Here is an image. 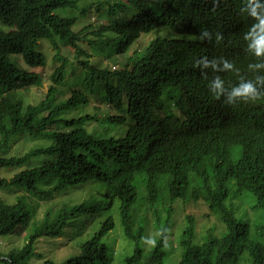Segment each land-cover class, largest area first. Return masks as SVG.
Segmentation results:
<instances>
[{
  "label": "trees",
  "instance_id": "trees-1",
  "mask_svg": "<svg viewBox=\"0 0 264 264\" xmlns=\"http://www.w3.org/2000/svg\"><path fill=\"white\" fill-rule=\"evenodd\" d=\"M79 4L0 0V23L9 27L0 26V168L20 169L11 178L0 176V186L29 193L12 203L0 198V235L28 231L35 212L30 196L52 199L70 188L97 187L80 202L47 210L21 248L0 252V264H32L42 255L36 251L40 238L96 221L79 253L43 264H164L174 204L189 197L205 201L226 231L209 227L198 241L195 216L187 214L177 264H264V223L243 220L227 204L233 192L237 199L248 192L264 212V54L257 56L254 47L264 35V0L108 1L105 20L75 30L78 17L57 11H77ZM104 4L96 5L98 12ZM164 30L204 39H177ZM42 39L62 63L44 97L27 102L20 92L44 82L38 71L48 62L38 49ZM62 45L71 47L75 61L61 55ZM89 48L101 58L93 60ZM217 79L222 90L214 87ZM245 83L261 96L229 102L232 89ZM63 91L69 96L59 98ZM94 97L100 103L88 112ZM23 132L50 144L5 156ZM41 156L51 158L28 167ZM116 204L134 243L121 263L113 261L107 238L115 220L105 217ZM143 212L156 215L151 247Z\"/></svg>",
  "mask_w": 264,
  "mask_h": 264
},
{
  "label": "rangeland",
  "instance_id": "rangeland-1",
  "mask_svg": "<svg viewBox=\"0 0 264 264\" xmlns=\"http://www.w3.org/2000/svg\"><path fill=\"white\" fill-rule=\"evenodd\" d=\"M104 2L105 4L102 6V9L98 12L96 9V5L100 2ZM111 3L116 0H80V10L72 11V10H63L58 9L57 13L61 16L66 15H76L78 17V22L75 24L74 29L78 30L82 28L84 25H88L94 22H99L104 19L105 13H108L109 5L107 2ZM91 5V6H89ZM107 16V14H106ZM130 19V18H129ZM105 20V19H104ZM0 26L8 30L9 27L0 23ZM166 32V36H170L177 39H193L202 41L203 36H194L188 35L185 33L178 32ZM157 33H152L150 35H144L142 37L143 42L145 43L150 38H154ZM162 34V32H161ZM39 50L44 51L47 54V65L43 68H38V71L41 72L44 82L42 87H33L28 90H23L20 92L22 96L25 97L27 102L37 103L40 99H42L45 93L49 90L50 86L53 84L52 74L55 69L62 63L61 60H53L55 53L57 50L51 46V43L48 40L42 39L40 40V44L38 47ZM133 49H135L133 47ZM133 49L129 51L130 54L133 53ZM71 47L62 45L61 47V55L67 54L69 55L70 62L75 61V56L71 54ZM89 52L93 53V60H99L101 55L96 53L93 49H88ZM84 57V56H83ZM85 58V57H84ZM11 59L13 61L18 60V57L12 56ZM19 61V60H18ZM72 63L69 64L68 69L70 68ZM68 78H77L76 75H68ZM101 88H99L98 92H101ZM64 89H68L64 87ZM62 91V89H61ZM69 91L61 92L59 94V98L67 97ZM100 100L98 97L92 98V103L86 107V111L94 112L93 105H98ZM103 105V104H102ZM101 105V106H102ZM106 105H104L105 107ZM94 127L93 125H89L88 129ZM50 141L46 138H35L30 136L29 134L23 132L19 135L13 137L11 144L8 150L5 151V156H18L22 155L25 152L29 151V149L36 146H48ZM50 156H41L34 158L29 166L40 165L50 160ZM20 169L14 168H0V176L11 178ZM140 181V178H139ZM231 186L233 189H236L235 180H230ZM139 184V183H138ZM47 187V186H45ZM97 192V187H90L83 189L70 188L60 194H56L52 199H39L29 197V201H32V205L35 207L33 222L28 229L27 232L15 235L1 236L0 235V252L9 253L13 249L21 248L27 241V238L30 233L34 231L35 224L34 221L40 220L47 210L50 208H58L62 204L80 202L83 199L89 197L92 193ZM238 192V191H237ZM237 192H233V195H236ZM29 196V193L25 191L24 188H12L8 186H0V198L6 200L9 203H12L17 200L19 196ZM9 200V201H8ZM229 204H232L236 209V214L240 218L245 221H250L251 223L262 222L264 223V212L263 210L257 206V201L253 195L248 192H243L238 195V199H229ZM213 212L209 208L208 204L199 200L196 201L193 198L178 200L174 204V213L172 217V222L170 224L169 235H168V244L166 247L167 256L164 259V264H177L181 258L182 248L180 246V237L183 233L187 223L186 216L187 214H193L197 221V240L203 241L204 237L211 231L209 228L212 224L217 225V229L214 227L213 232L219 234L220 232L226 231V226L223 224V229L220 228L219 220L212 214ZM165 214V212H164ZM113 216L116 224V228L111 230L109 235L107 236L108 241L113 249L112 257L114 258L115 263H121L126 255H129L134 250V243L130 242L124 234V227L122 225V217L120 213V209L118 208V204L112 209L110 213L105 215V217ZM142 217L145 218V226L147 231V239L146 246L151 247L155 244V238L158 234V229L155 226L156 223V215L155 212H143ZM97 228V221L93 224H84L81 230L71 231L69 233H64L59 237H42L36 243V251L41 253V257H37L32 260V264H43L45 260L52 259L54 261H62L66 257L77 254L80 251V246L84 240H86L92 231Z\"/></svg>",
  "mask_w": 264,
  "mask_h": 264
},
{
  "label": "clouds",
  "instance_id": "clouds-1",
  "mask_svg": "<svg viewBox=\"0 0 264 264\" xmlns=\"http://www.w3.org/2000/svg\"><path fill=\"white\" fill-rule=\"evenodd\" d=\"M261 24L264 25V20L261 21ZM262 31H264V29H262ZM204 35H207V33L205 32ZM254 47H255V54L257 56L264 54V35H261L258 39L255 40ZM225 66L230 67V65H227V64ZM213 83L216 89L222 90V81L217 79ZM260 96L261 94L257 93L256 89L253 87L252 84L245 83V84L240 85L239 87H235L232 89L231 93L229 94V102H232L233 98H236L237 102L253 101L259 98ZM229 199L234 200L237 198L232 196ZM228 201H227L228 206H233L232 204H229ZM213 215L219 220L220 225H221L220 228H223V224L221 223L218 216L216 214H213ZM210 227H213V228L215 227L216 229L218 228L217 225H213V224Z\"/></svg>",
  "mask_w": 264,
  "mask_h": 264
}]
</instances>
